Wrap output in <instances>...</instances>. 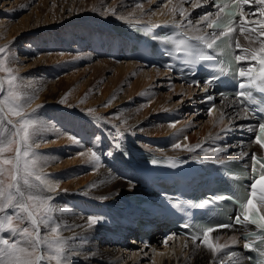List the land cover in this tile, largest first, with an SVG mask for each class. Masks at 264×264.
<instances>
[{
  "label": "bare ground",
  "instance_id": "bare-ground-1",
  "mask_svg": "<svg viewBox=\"0 0 264 264\" xmlns=\"http://www.w3.org/2000/svg\"><path fill=\"white\" fill-rule=\"evenodd\" d=\"M192 3L187 7L183 4V0H170V2L169 0H111L110 2L78 0L77 7L83 6L84 9L75 20L84 25L87 36L93 35L100 48L106 43L111 50L121 51L117 53L118 57L109 59L118 63L114 67V75L120 82L125 81L129 75L135 76L129 90L131 94L138 91L137 96H140L138 100L151 99L137 106V108L143 107L141 113L133 115L134 108L119 106L118 102L121 99L117 94L119 86H100L95 79L101 76L97 72L99 69H96L95 77L92 78L89 75L90 78L80 82L78 89L72 92L73 95L71 94L73 98L69 100L55 98L54 91L46 88V85L44 86L39 80L33 85L22 88L23 97H32L28 106L33 108L39 104L48 105L29 112L32 114L31 118L38 121L41 126L40 132L34 138L35 146L48 143L51 140L49 135H53L54 142L49 143L59 145L60 148L66 146L70 152L68 156L63 157L52 151L36 152L34 148L38 156V168L42 170L51 185H58L55 192H46L45 195H51L54 198L51 203L56 209L65 207L69 209L67 212L54 213L61 224L68 226L61 233L70 244L67 264H210L212 260V254L203 246L200 249H194V246L187 242L188 247L185 248L181 237H173L169 240L168 237L161 239L160 236L152 235L150 245L145 246L136 238L132 239L134 235L125 232L126 217L129 214H135L134 210L127 207V195L147 192L142 189L137 179L138 170L131 168L121 151L125 144L157 153L173 152L192 157H204L212 155L213 148H225V136L231 132V129L238 126V112L232 103L219 102L211 108L212 111L209 114L210 103L197 92L196 87L179 82L176 76L159 67L148 66L142 60H133L137 58L136 48L131 46L127 54L125 52L127 37L116 34L117 31L110 26L118 27L120 24L115 22L122 20L125 21L122 24L145 22L150 26L168 21L179 22L182 17L177 18V11L181 7L185 9V12L188 11L192 8ZM66 7L69 9L68 12H74L72 5ZM173 8L177 9L175 14L170 11ZM195 9L193 8V15L188 17L193 25H196L201 18L196 20L193 17L194 13L196 15L198 12ZM35 11L37 18L41 21L40 25L37 24L38 26L54 21V17H56L55 20L59 16L62 18L58 9H53L52 17L49 12L51 10H43L44 12L39 15L40 9ZM63 17L65 18V15ZM26 21L22 19L18 26H12L9 36L12 37L29 28L26 26ZM70 25L74 26L75 22ZM183 28L192 35H201L205 32V28L200 32L195 27ZM249 28L250 33H245L240 40L247 42L254 50L260 51V48L264 47V37L258 39V32ZM97 30H101V33L94 32ZM109 60L105 64L110 67ZM45 69L50 70L47 67ZM68 78L65 79L68 80ZM177 93L181 94V97L174 99ZM61 100L64 102L61 103ZM203 105L207 110L197 112ZM184 106L187 110L194 106L196 108L194 111L185 112ZM111 107H114V110ZM149 111L154 114L146 117ZM221 113L225 114L222 123L220 122ZM106 125L108 127L105 128ZM225 127L230 130L222 131ZM99 128L102 129L100 132ZM69 135L77 137L79 143H74L69 139ZM185 136L187 139H184ZM178 140L182 145L190 147L200 145L201 147L195 148L192 152L175 149L173 144ZM116 143L120 144L119 149L115 147ZM74 146L76 147L73 148ZM234 146V144L229 145L226 151L220 153V156L236 154L237 148ZM90 149L98 150L101 155L100 164L95 170L89 163ZM81 152L85 155H78ZM79 163H83L88 172L81 175L77 173L76 168H70ZM92 184H95V187L89 188L88 186ZM90 215L103 217V220L95 226H89L86 218ZM165 228L163 224L157 226L160 232ZM41 233L42 235L45 233L43 228ZM214 242L220 244L221 240ZM231 251L237 252L241 259L239 251ZM225 259L228 260L227 256L224 257V261Z\"/></svg>",
  "mask_w": 264,
  "mask_h": 264
},
{
  "label": "snow or ice",
  "instance_id": "snow-or-ice-1",
  "mask_svg": "<svg viewBox=\"0 0 264 264\" xmlns=\"http://www.w3.org/2000/svg\"><path fill=\"white\" fill-rule=\"evenodd\" d=\"M208 2L209 0H194L192 7L199 8ZM211 3L216 11L201 16L196 25H193L190 18L185 17V9L181 7L179 13L182 20L173 25L177 29L187 26L195 27L198 32L204 28L210 31L196 36H184L183 33L175 32L162 39L165 43L173 46L175 53L184 57L185 63H204L205 67L218 70L220 74L232 75L236 79L237 88L234 93V106H243L240 110L244 113V118L264 113V106H262L264 99L257 103L254 96L255 91L264 93V47H261L260 55H257L255 50L251 51L250 56L237 54L234 51L241 47L236 39L235 25L239 22L242 25L240 31L246 30L243 27L244 6L248 5L250 0H211ZM255 3L264 4V0H255ZM170 11L175 14L177 9L173 8ZM237 17H239V21ZM164 26L167 25L153 24L146 27L145 32ZM260 31L264 35V22H262ZM176 36L183 38L176 39ZM248 51V49H243L245 53ZM0 54H4L0 55V72L9 74L7 90L4 89V78H0V93H3L0 97V264H51L53 261L55 264H67L70 244L61 233L68 226L61 224L54 213L57 211L67 212L69 209L67 207L56 209L51 203L54 198L51 195H45L46 192H55L58 185H51L42 170L38 168L34 138L40 132L41 126L38 121L31 118V113L25 114L24 112V108L32 97L25 98L17 93L15 81L18 77L12 74L11 68L5 67V47H0ZM248 59L257 61L259 67L254 69L250 65L241 63ZM167 67L171 68V65H167ZM218 79H220V75L210 76L204 81L202 90L207 91ZM191 84L201 86L200 82L196 80H193ZM221 95L225 94L221 93ZM207 99L211 101L214 97L209 95ZM63 102L61 100V103ZM211 111L210 108L209 114ZM8 116H15L19 119L14 123L12 119L7 118ZM224 117L225 114L221 113V123ZM228 130H230L228 127L222 129V131ZM250 130L255 131V128ZM69 139L74 143H79L77 137L69 135ZM184 139L187 137L185 136ZM254 142L264 149V116H261V121L258 123V133L254 137ZM13 145H15L14 156L5 158L3 154L13 151ZM115 147L119 149L120 144L116 143ZM198 147L201 146L182 145L179 140L173 144V148L189 152L195 151V148ZM211 151L215 156L213 162L220 165L235 162L237 155H247V153H238L224 159L221 158L220 153L226 151V148H213ZM89 152V163L94 166L93 170H95L100 164L101 155L98 150L90 149ZM78 155L83 156L85 153L81 152ZM251 161L252 182L247 187H243L239 193L234 195L210 194L202 200L187 202L188 206L201 210L216 207L225 200L234 202L236 215L229 216L227 223L183 225L185 229L189 230L188 235L194 249H200L203 246L212 254L210 264H224L225 256L230 264H240L239 254L235 251H228L232 245L239 243L237 237H230L231 245L214 242L219 240L221 230L232 229L237 225L242 229L244 249L257 252L264 257V159L258 158L255 153H252ZM161 163L164 161L157 159L151 161L153 165ZM166 163L171 168L178 166L176 158H169ZM244 171H248V166H245ZM230 175H233L234 178V174L230 173ZM6 179L11 182L5 183ZM88 187H95V184ZM184 203L183 201L173 202V207H181ZM257 204H259L260 210H257ZM14 220L19 221V224L14 225ZM102 220L103 217L90 215L86 218V223L89 226H95ZM250 225L254 228L250 229L248 227ZM42 228L45 230L43 235ZM4 232H8V237L3 235ZM213 233H216L215 237H213ZM167 239L171 240L173 236H169ZM184 247H188L187 242ZM258 264H262V262L258 261Z\"/></svg>",
  "mask_w": 264,
  "mask_h": 264
},
{
  "label": "rangeland",
  "instance_id": "rangeland-1",
  "mask_svg": "<svg viewBox=\"0 0 264 264\" xmlns=\"http://www.w3.org/2000/svg\"><path fill=\"white\" fill-rule=\"evenodd\" d=\"M106 1L110 2L111 0ZM191 3L192 0H183V4L187 7H189ZM69 5H72V9L74 11L73 13L68 12L69 9L66 6ZM77 6L78 0H0V47L6 48L5 67L11 68L12 74L18 77V79L15 81V84L17 85V93L22 95V88L33 85L36 81L39 80L44 84V86L46 85V88L51 89L52 92L54 91L53 96L55 98L60 97L61 99L64 98L65 100H69L73 98L72 95L74 93V90L78 89V85L83 81V79L90 78V76L93 78L95 77L96 73L99 72L101 76L95 77V79H97L100 86H119V88L117 89L118 97H121L118 102V104H120L119 106H122L123 108H134L135 111H132L133 115H135L136 113H141L143 111V107L140 106L139 108H137V106H139L141 103L148 102L151 99L138 100V98H140V96H137L138 91L134 94H131L129 90L131 84L135 80V76L129 75L125 81L120 82V80L114 75V67L118 65V63L113 62L109 59L118 57L119 55H117V53L119 52V50L116 49V56H111L108 53V50L110 49L107 48L109 47L108 44H102L100 48L96 44L97 42L95 41L93 35L87 36L84 25L77 23V20H75V18L81 15L79 13H81L84 9L83 6ZM151 6L157 7L156 5ZM36 8L40 9L38 15L41 14V12L43 13V10H51L49 11L51 12V17L53 9H58V12H61L60 14L62 15V18H60L61 16H59L57 20H55L56 17H54V21L48 24L43 23L41 26H38L40 25L41 21L39 20V18H37V12L35 11L37 10ZM202 8L203 7H199V10L197 8L195 9L198 11L196 15L194 13L193 16L196 20L202 16ZM192 12L193 7L184 13L185 17L192 16ZM177 14V18L181 17L179 11H177ZM64 15L65 18L63 17ZM22 19L27 20L26 26H29V28L23 30L19 34L13 35L12 37L9 36L11 35L12 26H18L19 21ZM181 20L182 18L179 19V21ZM72 22H75L74 26L70 25ZM124 22L125 21L122 20L115 23L122 24ZM8 29L10 32L8 31ZM100 31L101 30H97L94 32L101 33ZM84 37H86V39H84ZM95 48L98 49L99 53L95 50ZM119 53H121V51ZM108 60L111 61L110 67L108 66V64H105V62ZM34 61L36 62L34 63ZM46 67L50 70H46ZM96 69L99 70L97 71ZM92 72L93 74H91ZM71 75L74 76L71 77ZM0 76L1 78H4V89L7 90V78L9 74L7 72H0ZM66 77H69L68 80L65 79ZM51 82L53 83V86ZM49 86L51 87L49 88ZM2 95L3 93H0V97H2ZM180 97L181 94L177 93V95H175V97L173 98L176 99ZM46 106L48 105L39 104L32 108L27 104L24 108V112L25 114H28L35 108L38 110L41 107ZM113 108L114 107H111V109ZM195 108L196 106L191 107V109L187 110V107L184 106V111H194ZM206 110V107L203 105L198 108L197 112ZM150 114L153 115L154 112L149 111L145 116L148 117ZM7 118L12 119L14 123L19 119L15 116H8ZM106 127L108 126L106 125L105 128ZM100 130L102 129L99 128V132ZM53 137V135H49V138L51 139L50 141H53ZM49 142L40 143V145L34 146L36 152L52 151L54 153L56 152L57 155L63 157H66L70 154L68 147L65 146L63 148H60L59 145H56L54 143L50 144ZM75 147L76 146H74L73 148ZM14 148L15 145H13V151L5 152L3 154L4 157L8 158L14 156ZM70 168H76L77 173L81 175L88 172V169L84 167L83 163L76 164ZM10 182L11 181L8 179L5 180V183ZM17 224H19V221L14 220V225ZM20 226L22 227L23 225ZM3 234L5 237H8V232H4Z\"/></svg>",
  "mask_w": 264,
  "mask_h": 264
}]
</instances>
